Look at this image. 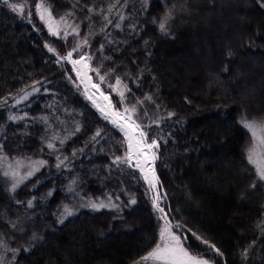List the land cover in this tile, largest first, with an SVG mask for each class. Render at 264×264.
<instances>
[{"label": "trees", "instance_id": "1", "mask_svg": "<svg viewBox=\"0 0 264 264\" xmlns=\"http://www.w3.org/2000/svg\"><path fill=\"white\" fill-rule=\"evenodd\" d=\"M21 1H44L89 39L94 77L116 110L159 145L156 169L190 250L214 264H264V182L248 162L253 136L245 127L264 120V0ZM6 33L12 37L0 44V151L45 162L15 189L0 166V246L16 255L8 264H134L159 242L163 221L139 170L124 160L123 134L85 96L72 66L0 0V37ZM165 61L179 72L164 70ZM189 62L205 67L202 93ZM246 87L254 91L249 106L241 99ZM209 119L224 128L217 146L201 127ZM199 171L204 181L224 172L220 194L198 188L205 207L188 181L199 180ZM194 200L213 220L232 223L200 220ZM103 201L102 209L91 206ZM138 222L148 240L120 253L119 236L135 233Z\"/></svg>", "mask_w": 264, "mask_h": 264}, {"label": "rangeland", "instance_id": "2", "mask_svg": "<svg viewBox=\"0 0 264 264\" xmlns=\"http://www.w3.org/2000/svg\"><path fill=\"white\" fill-rule=\"evenodd\" d=\"M19 1L21 3L20 2L17 3L18 1L13 2L12 0H6V2L9 4V6L10 5H21V6H23V11H15V12L17 14H19V16H21L24 20H26L28 23H30L37 30V32L44 38V40L49 45V47L54 49L53 52L56 54V56L60 60L66 61V63H68L69 65L72 66V72H74V74L77 76V81L80 83L82 90L85 92V96L102 113V115L104 117H108L107 120L111 123V125L114 128H116L117 130H119L121 132V134H123V138H124V141L126 142V146H127V152L124 155V160H127L129 164H132L133 166H135V168H137L139 170L143 179L145 176V172H147L149 179H152L153 182L155 183V187H152L149 184V181L144 179V182L146 183V185L149 189V193L151 195V198L153 199V201L154 200L156 201V203H155L156 209L158 210L159 215L163 221L162 222V228L164 227V225L166 223H169L172 226L171 231L173 233H175V235L179 236L181 238L182 242L184 240V237H187V240H188V235H186L184 233L182 227H179V228L175 227V225L178 223L176 221L172 220V215H171V212L169 210L170 205H169L168 201L166 200V194L162 188L161 180H160V177H159L157 169H156V164L158 161V151H159L158 143H157L158 147L148 149V148H146V145L151 144L152 142H147L145 140V138H143V141L141 142V145H140V147L142 149V155L137 156L136 155L137 149H136V151L134 149V146L136 147V145L132 139L133 147L130 150L129 149V137L131 135L130 132H128V130L124 129V128H123V130H121V127H118L117 123L116 124L112 123L114 118L109 114L108 109L103 105L100 98H98L95 94H93L90 91V89L88 88L87 82L85 81L84 76L81 72L80 65L79 64L73 65V63H72V60H75L74 57L76 56V53L73 52L71 49L77 48V45H79L80 48L79 47L78 48L80 50H82L83 54H85V57L87 55V59L85 58V63H86V67L88 68V70L91 74L93 81L94 82L97 81L96 83L100 87H101V85L104 86L100 81H98V79H96L94 77L92 70H91V66H90L91 51H90L89 39L86 36L82 35L80 33L79 29L75 25H73L70 21L66 20L65 17L63 20H61L60 18L62 16L55 14L53 12L52 8L49 5H47L44 1H37V2L34 1L33 3L28 2L26 4L24 2H22L21 0H19ZM37 3L42 4L43 9H47V11L44 12V19L43 20L40 18V15H39L36 7H35V5ZM240 3L246 4V2L243 0ZM49 12L51 13V16H52L51 20H49V16H48ZM50 23L52 24L53 32H55L57 34H53V32L49 31V24ZM73 29H75V31H73ZM8 37L11 38L12 34H10V33H6L4 35L2 34L0 37V44L7 45V43L9 42ZM85 40L87 41V43L84 42ZM183 42L185 44L187 43L186 38H185V40H182V43ZM222 45H224V44H222ZM2 48H4V46H2ZM169 48H172V47H169ZM68 52H72L71 59L70 60L69 59H61V57L66 56ZM165 62L167 64V66L164 67V70H166L167 72L174 75L175 68L177 69L178 67L174 68L173 66L170 65L169 61H165ZM174 62H175V60H174ZM175 64L177 65L178 63H175ZM189 64H190V62H189ZM179 66H180V64H179ZM191 66H193V67H190V71L188 72L189 77L193 78V79H191V80H194L193 83H196L195 87L198 91L197 93H202L201 89H202V86L204 84V77L203 76H205V73H206V71L204 69L205 67H203V65L200 67L196 66V65H191ZM263 67L264 66L262 65L260 69H262ZM4 68H6V67H4ZM177 72H179L178 69L176 70V73ZM176 73H175V75H176ZM237 74H238V72H237ZM187 77H188V75H187ZM187 83H188V81H185L186 85H190ZM213 86H215V85H210L209 89H211ZM105 88H107L108 91H105V90H103V91H105L107 93L109 99L111 100L112 108L118 112V110H116V108H115V103H114V100L111 96V93H110L108 87H105ZM183 89H184V87H183ZM118 90L121 93H123L122 88L118 89ZM245 94L248 97L246 96L245 98H241V99L245 103V105L249 106L250 104H248V103L251 102V100H252L251 97L254 95V91L250 92L249 89H247V87H246ZM23 97H25V95ZM26 97H27V95H26ZM21 100H23V99H21ZM129 120L132 122V124L134 126V129H133L134 133L139 134L140 131L136 127L135 122L132 121L131 119H129ZM249 122H255V124L253 126V130H250L249 128L246 127L251 132V134L253 136V142H252V146L250 147V149H254V152H253L254 158H259L260 156H264V143L261 142V141H264V120H252ZM215 125H218L217 122L209 119L207 122L204 121L202 123L201 127L204 130H208L206 132L210 133V136H211V139H212L214 145L217 146L220 143V140H222V138L224 136L223 133H225V132H224V128L214 127ZM201 127L199 130L202 129ZM253 131H255V136L253 135ZM126 132L128 133L127 135L125 134ZM221 150L223 151V149H221ZM249 150L247 151V156L249 155ZM153 156H155V159H152ZM146 159H147V163H145ZM38 162H41V160L38 158L35 159L32 157H25V158H12L11 157L10 158V157L6 156L4 153H2V151H0V166L2 169L1 172H3L10 179L11 184L8 181L7 182L9 183V185H11V187L13 186V184H17V181H19V183L17 184L19 187L22 183H24L26 180H28L30 178V176H27V173L29 171H32L34 174L37 171V169L39 168V166H41L43 164V163H38ZM224 162H225V160H224ZM224 162H222L223 164L221 166H224ZM209 163H211L210 160H209ZM137 164H140L142 167H144L145 172H142L140 170V168L136 166ZM153 173H154V175H153ZM223 173L224 172L220 173V178L217 176H213L212 177L213 180L212 179H206L207 181H210L212 184L215 183L216 189L210 188L209 182L207 183V181H204V178H206V177H205L204 173L201 171H199L200 177H198L199 180H201V182L198 179L197 180L195 179V175L193 177H188V181H190V183L192 184V186L195 189L196 199L200 203H202V206L205 207V202L203 201L202 196L199 198V196H198L199 194L197 195L198 188H200V187L203 188L204 190L208 191L210 195H212L211 192H214L216 195L220 194V192H221V191H219L220 189H226V186L224 184H222L224 182L221 178V177H224V176H221ZM230 176H232L234 178L236 175H235V173H233V174H230ZM22 177H27V178L21 179ZM220 182H221V185H218ZM231 182H233V180H231ZM183 190H184V188H183ZM185 192H186V190H185ZM185 192L182 191V195H186ZM223 195H225V194H223ZM184 199L186 202L185 204L193 203V200L186 198V196L184 197ZM97 203H98V205H101V204L105 205L106 202L103 201V202H97ZM93 204H96V202L92 203L91 206ZM194 205H195V207H197L198 211L197 210L196 211L200 215L199 216L200 220L208 219V221H209L211 219V223L213 225H218V226L219 225H230L229 222L232 223V221H230V219L229 220L225 219V221L213 220V217L210 216L209 211L206 210L203 213V210L201 209V206L198 205V202L195 201ZM100 208L102 209L104 207H100ZM96 209H99V208H96ZM159 209H163V212H161ZM208 216H210V219ZM200 223H202V222L200 221ZM135 226H136V232L135 233H131L130 235L119 236L120 238H122V242L124 243V245L120 244L121 245V247L119 248L120 253L128 254L127 249L132 251L135 248H137L138 246L142 245V243L144 244V241L148 240V236H144V233L141 232L142 231V224L140 222H138ZM115 239H112V240H115ZM112 240H110V241H112ZM125 243H126V245H125ZM203 245L206 247H209V245H205V244H203ZM183 246L189 251V253L191 255L196 256V257L201 258V259H204V260H207L209 262V264H214L212 262V260L208 259L206 256H199V255L194 254L190 250V248L187 246L186 242L183 244ZM101 250L105 251L103 249H101ZM0 251H1L0 254H1L5 264L12 263L13 257H16V255H14L13 252L8 250L7 246H5V245L0 246ZM104 253H109V252L105 251ZM111 254H113L112 259L114 261H116L118 259V254H116V252L115 253L111 252ZM147 264H153V262L148 261ZM157 264H159V262H157Z\"/></svg>", "mask_w": 264, "mask_h": 264}, {"label": "snow or ice", "instance_id": "3", "mask_svg": "<svg viewBox=\"0 0 264 264\" xmlns=\"http://www.w3.org/2000/svg\"><path fill=\"white\" fill-rule=\"evenodd\" d=\"M261 7H264V3L260 4ZM10 7L13 9V11H23V6L21 5H10ZM40 18L43 20L44 19V12L47 11V9H43L42 4L37 3L35 5ZM114 7V5H113ZM169 16L171 15V13L169 12L168 14ZM49 16V20L52 19L51 13H48ZM61 20L64 19V17L60 18ZM107 19V18H106ZM166 22L167 20H165L164 22H161L159 27L161 29L162 32H166ZM108 23H111V21L109 20ZM117 27H119V25H116ZM49 31L53 32V27L52 24H49ZM73 31H75V29H73ZM53 34H57L55 32H53ZM85 43H87V41H84ZM79 47V45H77V48ZM77 48H74L73 51H76ZM49 51H54V49L49 48ZM72 57V52H68L66 56H62L61 59H71ZM84 60V57L81 56L80 60H72L73 65H77L80 64L82 61ZM79 74V73H78ZM101 79H103V77H101ZM119 79L117 80V83H119ZM27 95V94H26ZM25 97H21V99L26 98ZM121 96H123V93H121ZM107 99V98H106ZM150 99V97H149ZM118 118L121 116V114L119 112H117L115 114ZM173 115V113H169V116ZM106 119L108 117H105ZM123 119H130V117L124 116ZM112 123L116 124L117 121L113 120ZM255 122H245V127L249 128L250 130H253V126H254ZM118 127H121V130H123V126L122 125H117ZM137 128H139V125H136ZM99 134V133H97ZM126 135L128 134L127 132L125 133ZM253 135L255 136V131H253ZM140 139L136 141V155L140 156L142 155V149L140 147L141 142L143 141V138L145 136V133L143 131H141L139 133ZM132 137H129V149L131 150L133 147L132 144ZM262 143H264V141H261ZM49 148L54 147V145L49 144L48 145ZM154 147H158L157 142L155 140L152 141L151 144H147L146 148L151 149ZM254 149H250L249 150V155H248V162L250 164L255 165V172H256V176L258 178L259 181L264 182V156H260L259 158H254L253 155ZM122 158L121 157H116V161H120ZM152 159H155V156L152 157ZM38 163H45V162H38ZM145 163H147V159L145 160ZM137 167L140 168V170L142 172H145V168L142 167L140 164L136 165ZM33 175L32 171H29L27 173V176H31ZM154 175V173H153ZM27 177H22L21 179H26ZM144 179L149 181V184L152 187H155V183L153 182L152 179H149V176L147 174V172H145V176ZM19 183V181H17V184ZM17 184H13V189L16 188ZM250 187L255 188L256 187V183L254 182ZM132 203H135V201L133 200ZM153 203L155 204L156 201L154 200ZM29 204H31V201H29ZM93 208H100V207H106L105 205L101 204V205H92ZM161 212H163V209H159ZM171 225L169 223H166L164 225V227L160 230L159 232V242L156 243L155 247L149 251L148 253H146L144 256L140 257L137 261L134 262V264H147L148 261H152L153 264H157V262H159V264H209V262L207 260L198 258L196 256H193L189 253V251L183 246V244L185 242H187V237H184L183 242L181 241V238L177 235H175V233H173L171 231ZM175 227L179 228L181 227V225L178 223L175 225ZM189 232H191V229H189ZM193 237L197 240L200 241L201 243L208 245V241L207 240H201L200 237H197L195 233H192ZM209 250H215V252L218 255H222V253H220V250L217 249L215 247V245H210L209 246Z\"/></svg>", "mask_w": 264, "mask_h": 264}, {"label": "bare ground", "instance_id": "4", "mask_svg": "<svg viewBox=\"0 0 264 264\" xmlns=\"http://www.w3.org/2000/svg\"><path fill=\"white\" fill-rule=\"evenodd\" d=\"M79 48L76 51H73L74 48L71 50L76 53V56L74 57L75 60H80L81 56L84 57V60L79 65H80L81 72L84 76V79L87 82L88 88L93 94H95L98 98H100L103 105L108 109L109 114L114 118V120L117 121V124L122 125L124 129H127L128 132H130L131 134L130 136H132L133 142L136 145V141L140 139V136L139 134L134 133L133 131L134 126L132 122L129 119H123L124 116L122 114L119 118L115 115L117 111H115L112 108V102L109 99L107 93L103 91V89L96 82L93 81L91 74L88 68L86 67L85 58L87 59V55L85 57V54H83L82 50H80Z\"/></svg>", "mask_w": 264, "mask_h": 264}, {"label": "water", "instance_id": "5", "mask_svg": "<svg viewBox=\"0 0 264 264\" xmlns=\"http://www.w3.org/2000/svg\"><path fill=\"white\" fill-rule=\"evenodd\" d=\"M96 82H97V81H96ZM101 87H102L103 90L108 91L107 88H105V86H102V85H101ZM119 113L122 114L121 112H119ZM122 115H123V114H122Z\"/></svg>", "mask_w": 264, "mask_h": 264}]
</instances>
